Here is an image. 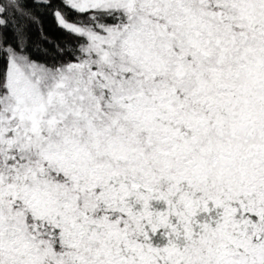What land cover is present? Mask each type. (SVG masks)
Listing matches in <instances>:
<instances>
[{
	"label": "snow or ice",
	"instance_id": "snow-or-ice-1",
	"mask_svg": "<svg viewBox=\"0 0 264 264\" xmlns=\"http://www.w3.org/2000/svg\"><path fill=\"white\" fill-rule=\"evenodd\" d=\"M0 264H264V0H0Z\"/></svg>",
	"mask_w": 264,
	"mask_h": 264
},
{
	"label": "trees",
	"instance_id": "trees-1",
	"mask_svg": "<svg viewBox=\"0 0 264 264\" xmlns=\"http://www.w3.org/2000/svg\"><path fill=\"white\" fill-rule=\"evenodd\" d=\"M41 28L43 33L53 42L63 43L68 39L67 34L57 27L54 17L48 13L40 15V23L34 26L35 30L32 33L33 40H39Z\"/></svg>",
	"mask_w": 264,
	"mask_h": 264
}]
</instances>
